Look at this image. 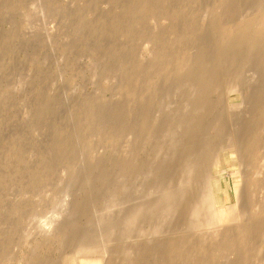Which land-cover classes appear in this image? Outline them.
I'll list each match as a JSON object with an SVG mask.
<instances>
[{"label":"rangeland","instance_id":"obj_1","mask_svg":"<svg viewBox=\"0 0 264 264\" xmlns=\"http://www.w3.org/2000/svg\"><path fill=\"white\" fill-rule=\"evenodd\" d=\"M263 9L0 0V264H201L216 178L242 221L264 224V25L240 30Z\"/></svg>","mask_w":264,"mask_h":264},{"label":"bare ground","instance_id":"obj_2","mask_svg":"<svg viewBox=\"0 0 264 264\" xmlns=\"http://www.w3.org/2000/svg\"><path fill=\"white\" fill-rule=\"evenodd\" d=\"M227 1V0H226ZM228 2H230L231 3V1H228ZM225 4V3H224ZM227 4H229V3H227ZM244 4V3H243ZM264 10V9H263ZM236 11V10H235ZM239 11V10H238ZM237 11V12H238ZM260 11H262V9L261 10H259V12ZM217 12V11H216ZM258 12V11H257ZM263 12V11H262ZM234 13V12H233ZM261 13V12H260ZM209 14H211V13H209ZM218 14V13H217ZM207 15V14H206ZM218 15H220V14H218ZM254 15V14H253ZM207 16H209V15H207ZM206 16V17H207ZM212 16H214V15H212ZM215 16H217V15H215ZM214 16V17H215ZM252 16V15H251ZM256 16V15H255ZM189 17H192V15L191 16H189ZM219 18H220V16H218ZM222 17V16H221ZM217 18V17H216ZM247 18V17H246ZM245 18V19H246ZM192 19V18H191ZM208 19H209V17H208ZM244 19V18H243ZM188 20V19H187ZM207 20V19H206ZM211 20H212V18H211ZM210 19H209V22L208 23H211L210 21H211ZM219 20V19H218ZM247 20V19H246ZM190 21V20H189ZM221 21V20H220ZM244 21V20H243ZM259 22L260 23V26L262 25H264V15L263 16H256V17H254V18H252V19H249V21L247 20V22L245 21V23L243 24V22L240 24L241 26H242V28L240 29V30H249L250 29V27H252L251 26V24H259V23H255V22ZM193 21H191V23H192ZM218 22V21H217ZM237 22H239V18H238V21ZM189 23V22H188ZM190 23V24H191ZM202 23H204V21L202 22ZM193 24V23H192ZM195 24H196V22H195ZM194 24V25H195ZM205 24V23H204ZM203 24V25H204ZM214 24H215V20H214ZM224 23H222V25H223ZM227 24V23H226ZM254 24H253V26H254ZM193 25V26H194ZM196 25H198V24H196ZM199 25H200V23H199ZM203 25H201V26H203ZM222 25H220V29H221V26ZM233 25V24H232ZM231 25V22H230V27L232 26ZM234 25H235V23H234ZM240 25H239V27H240ZM189 26V25H188ZM191 26V25H190ZM189 26V27H190ZM219 26V25H218ZM226 26H228V25H226ZM256 26V25H255ZM192 27V26H191ZM197 27V26H196ZM217 27V26H216ZM264 27V26H263ZM194 28V27H193ZM205 28V25H204V27L202 28V29H204ZM215 28V27H214ZM223 28H224V26H223ZM256 28V27H255ZM218 29H219V27H218ZM237 29V28H236ZM257 29V28H256ZM222 30V29H221ZM224 30V29H223ZM231 29H229V31H230ZM233 30H234V28H233ZM258 30H260V29H258ZM264 30V29H263ZM203 31V30H202ZM215 31H216V28H215ZM235 31V30H234ZM238 31V30H237ZM252 31H253V29H252ZM200 32H201V29H200ZM220 32H222V31H219V35H217V36H221L222 37V35H220L221 33ZM225 32H228V31H225ZM232 32V31H231ZM245 32V31H244ZM249 34H250V32L249 31H247ZM259 32V31H258ZM236 33V32H235ZM247 33V37H249V36H251L252 34H253V32H252V34L251 35H249ZM256 33H257V31H256ZM255 33V34H256ZM260 33H261V31H260ZM237 34H238V32H237ZM236 35V34H235ZM243 35V34H242ZM241 35V36H242ZM258 35V34H257ZM225 35H223V37H224ZM234 36V35H233ZM240 36V35H239ZM241 36H240V40H242L241 39ZM256 36V35H255ZM254 35H253V37H255ZM263 36V35H262ZM262 36H261V40H262ZM220 37V38H221ZM222 37V38H223ZM244 37V36H243ZM217 38V37H216ZM235 38V37H234ZM234 38H232V42L231 43H233V39ZM237 38V37H236ZM250 38V37H249ZM251 38H252V36H251ZM258 37H256L255 39L257 40L256 42H257V45L260 43H258V39H257ZM219 38H217V40H218ZM225 39V38H224ZM231 39V38H230ZM227 40V39H226ZM245 40V39H244ZM244 40H242V41H244ZM260 40V41H261ZM264 40V39H263ZM221 41V40H220ZM250 41H251V39H250ZM253 41V40H252ZM215 42H217L218 43V41H215ZM237 42H239V39L237 40ZM236 42V43H237ZM262 42H264V41H262ZM221 44H223V42H220ZM229 43H230V40H229ZM235 43V42H234ZM235 43V44H236ZM242 43V42H241ZM251 43V42H250ZM216 44V43H215ZM239 44H240V42H239ZM243 44H244V42H243ZM246 44H247V42H246ZM254 44V43H253ZM264 44V43H263ZM262 44V45H263ZM224 45V44H223ZM226 45V44H225ZM224 45V46H225ZM227 45H229L228 43H227ZM249 45V44H248ZM251 45V44H250ZM249 45V47H251ZM256 45V46H257ZM261 45V46H262ZM232 45H230L228 48L231 50V47ZM233 46H235V45H233ZM242 46V45H241ZM253 46V45H252ZM260 46V47H261ZM226 47V46H225ZM246 46H244L243 48H245ZM248 47V46H247ZM214 48H216V47H214ZM220 48V47H219ZM227 47H226V49H228ZM238 48H239V46H238ZM237 48V49H238ZM257 48H259V47H257ZM256 48V49H257ZM262 48H264V47H262ZM261 48V49H262ZM252 49V48H251ZM217 50H218V48H217ZM221 50V49H220ZM224 50H225V48L223 49V51H222V53L224 52ZM234 49H232V53L233 52H235L236 51V48H235V51H233ZM239 50V49H238ZM255 49H252V51H254ZM240 51H241V49H240ZM248 51V50H247ZM259 51H261V50H259ZM226 52V51H225ZM238 52V51H237ZM242 52H243V49H242ZM246 51L244 50V53H245ZM258 52V51H257ZM227 53H229V51H227ZM231 53V52H230ZM229 53V54H230ZM248 53V52H247ZM246 53V54H247ZM250 53V52H249ZM253 55V53H250V55ZM261 54H262V51H261ZM217 55H219V52L217 53ZM224 56H226L225 55V53L223 54ZM219 56H221V55H219ZM240 56V55H239ZM255 56V55H254ZM256 56H257V54H256ZM222 57V56H221ZM260 57V56H259ZM264 57V56H263ZM262 56L260 57V58H263ZM260 58H258V60L260 59ZM264 59V58H263ZM263 59H261V60H263ZM256 61H257V58H256ZM260 61V60H259ZM258 62V61H257ZM264 62V61H263ZM260 63V62H259ZM258 63V64H259ZM262 63V62H261ZM264 65V64H263ZM259 66L260 67H262V65H260L259 64ZM186 69V68H185ZM184 69V70H185ZM189 69V68H188ZM192 69V68H191ZM263 69V68H262ZM190 70V69H189ZM264 71V70H263ZM202 77H204V76H202ZM202 79V78H201ZM202 82H203V80H201ZM206 81V80H205ZM204 84V83H203ZM253 140H255V139H253ZM253 142V141H252ZM230 147H233V146H228L227 148L225 147H222V148H217V149H215L214 150V152H213V154L211 155V157H212V167L214 168V167H217L218 168V166H219V161H220V155H221V153H223V151L224 150H226V149H228V148H230ZM248 147V146H247ZM250 147V146H249ZM252 147V146H251ZM234 148H236V147H234ZM254 148V147H253ZM237 149V148H236ZM247 149V148H246ZM238 151V150H237ZM237 151H236V153H237ZM245 151V150H244ZM235 153V154H236ZM239 157H240V155H241V157H242V154H241V152H240V149H239ZM237 153V154H238ZM252 153V152H251ZM254 154V153H253ZM252 154V155H253ZM243 155H246V154H243ZM256 155V154H255ZM237 156V159H239V157H238V155H236ZM246 156H248V155H246ZM247 158V157H246ZM246 158H245V160H246ZM253 158H255V157H253ZM241 159V158H240ZM240 159L239 160H237L238 162L240 161ZM257 159V157L255 158V160ZM248 160V159H247ZM245 161L246 163L248 162V161ZM254 160V159H253ZM254 160V161H255ZM251 161V160H250ZM253 161V162H254ZM241 162V161H240ZM252 162V161H251ZM210 163V162H209ZM242 163V162H241ZM247 165V164H246ZM212 168V169H213ZM212 172V171H211ZM236 174V173H235ZM246 178V177H245ZM213 179V178H212ZM243 179H244V177H243ZM243 179L241 180V182H244L246 179H244V181H243ZM247 179H248V177H247ZM248 181V180H247ZM250 181V180H249ZM251 183H253L252 181H251ZM247 185H248V183H246ZM249 186V185H248ZM210 188H211V191H210V196H211V198H215L217 195H218V206H216L215 205V203H214V205H213V209L212 210H214V213L212 212V214H214L213 216L215 217V216H217V220H216V218H215V222H217V223H215L214 224V226H213V228H212V230H211V232L210 233H207V234H204V235H202V237H201V264H223V263H219V261L221 260V258H223V257H227V256H229V257H232V258H234V256L236 255L237 256V254H238V256L237 257H239V258H237V260L235 261V260H231V262H229V264H248V259L250 258V257H252L253 255H254V250H253V246H252V241L251 240H253L252 239V236L254 237V235H259L260 237H263L264 236V224H261V223H259V222H257V223H254V222H251V223H249V222H245V221H242L240 218H241V216L239 215V212H238V210L236 209H234L233 207H235L236 206V204H233L232 206H230V205H227L224 201H222L220 198H219V192H220V190H221V182H220V180L219 179H215L214 181H213V186L211 187L210 186ZM248 189H249V187H247ZM244 189H245V187H244V185L242 186V183H240L239 182V180L237 181H235V192H237L238 194H240V196H243V193H244V197H246V195H245V192H244ZM246 190V189H245ZM247 191V190H246ZM247 194V193H246ZM216 199V198H215ZM221 200V201H220ZM212 203H213V200H212ZM217 203V202H216ZM236 208V207H235ZM212 215H210V217H211ZM214 217L213 218H211V221H213V219H214ZM208 220H210V218L208 217ZM211 221H209V222H211ZM49 230V229H48ZM199 246V245H198ZM172 246H170V248H171ZM198 248V247H197ZM172 249V248H171ZM174 249H176V248H174ZM198 250V249H197ZM175 252V251H174ZM177 252V251H176ZM198 252V251H197ZM103 254V253H102ZM249 255V258H247V256ZM97 256V255H96ZM101 257H102V259H103V256L101 255ZM101 259V260H102ZM257 259V261H259L260 262V264H264V254H259L258 255V257L256 258ZM98 260V259H97ZM97 260L94 262L95 264L97 263ZM87 261V260H86ZM104 261H106L105 259H104ZM99 262V261H98ZM105 264V263H104Z\"/></svg>","mask_w":264,"mask_h":264}]
</instances>
